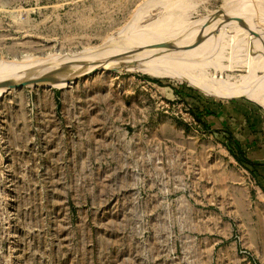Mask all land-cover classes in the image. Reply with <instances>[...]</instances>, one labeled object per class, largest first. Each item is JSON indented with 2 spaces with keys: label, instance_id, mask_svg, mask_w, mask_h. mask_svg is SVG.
Instances as JSON below:
<instances>
[{
  "label": "rangeland",
  "instance_id": "rangeland-1",
  "mask_svg": "<svg viewBox=\"0 0 264 264\" xmlns=\"http://www.w3.org/2000/svg\"><path fill=\"white\" fill-rule=\"evenodd\" d=\"M255 1L0 0V264H264Z\"/></svg>",
  "mask_w": 264,
  "mask_h": 264
},
{
  "label": "crops",
  "instance_id": "crops-1",
  "mask_svg": "<svg viewBox=\"0 0 264 264\" xmlns=\"http://www.w3.org/2000/svg\"><path fill=\"white\" fill-rule=\"evenodd\" d=\"M238 1H241V0H238ZM259 1H261L262 3L260 4ZM224 2L225 3L223 4V7L216 10V14L217 13L222 14L226 10L232 9L233 4L236 3V0H224ZM254 3L261 6V8L262 7L264 8V0H257ZM254 155L257 156L258 158L264 159V147L258 148L257 150H255ZM254 168H255L256 173L258 174V178L254 182H256L257 187L260 189V192H262V194L264 195V164L255 165Z\"/></svg>",
  "mask_w": 264,
  "mask_h": 264
},
{
  "label": "bare ground",
  "instance_id": "bare-ground-1",
  "mask_svg": "<svg viewBox=\"0 0 264 264\" xmlns=\"http://www.w3.org/2000/svg\"><path fill=\"white\" fill-rule=\"evenodd\" d=\"M245 18V17H244ZM231 19V18H230ZM240 19V18H239ZM242 19V18H241ZM232 21V20H231ZM230 21H228V23H229ZM242 22H244V23H246V24H248V25H250V26H252L254 29H255V31L256 30H258V31H261L262 32V28H261V26L259 25V24H253V22L252 21H250V20H247V19H242ZM227 23V22H226ZM226 25V24H225ZM228 25V24H227ZM156 35V34H155ZM139 36V35H138ZM144 37V36H143ZM148 37V36H147ZM151 38V37H150ZM148 39V38H147ZM142 41V40H141ZM130 50V49H129ZM94 53V52H93ZM107 53V52H106ZM126 53V52H125ZM124 53V54H125ZM127 54V53H126ZM105 55V54H104ZM110 54H106V56L108 57ZM116 55V54H115ZM121 55H123V54H121ZM124 56V55H123ZM115 59V58H114ZM138 59V58H137ZM106 61V60H105ZM184 61V60H183ZM184 62H186L187 64H196L197 65V62H189V60L188 61H184ZM138 64V63H137ZM171 67V66H170ZM41 68V67H40ZM43 73V72H42ZM35 76V75H34ZM55 77V76H54ZM51 79V78H50ZM50 79H48V81L50 80ZM44 80V79H43ZM46 80V79H45ZM57 80V79H56ZM52 80H50L49 82H51ZM55 85V84H54ZM5 88V87H4Z\"/></svg>",
  "mask_w": 264,
  "mask_h": 264
},
{
  "label": "water",
  "instance_id": "water-1",
  "mask_svg": "<svg viewBox=\"0 0 264 264\" xmlns=\"http://www.w3.org/2000/svg\"><path fill=\"white\" fill-rule=\"evenodd\" d=\"M218 14H220V13H218Z\"/></svg>",
  "mask_w": 264,
  "mask_h": 264
}]
</instances>
